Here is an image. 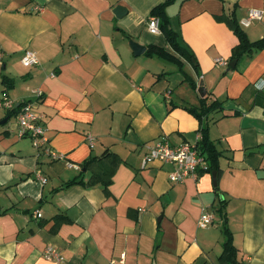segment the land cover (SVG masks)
<instances>
[{
	"label": "crops",
	"instance_id": "0c3cea01",
	"mask_svg": "<svg viewBox=\"0 0 264 264\" xmlns=\"http://www.w3.org/2000/svg\"><path fill=\"white\" fill-rule=\"evenodd\" d=\"M158 6L182 53L149 32ZM251 9L262 19L245 26ZM223 17L250 42L264 38V0H0V264H231L216 213L223 201L237 260L264 264V50L231 68L239 39ZM149 46L179 56L183 70ZM27 50L39 65L22 64ZM201 82L207 103H220L206 112ZM4 96L43 115L49 146L65 160L20 137ZM204 130L221 154L217 186L213 172L173 184L172 165L143 164L144 145L196 144ZM113 155L110 183L84 168ZM203 209L216 213L206 228ZM49 247L61 262L45 258Z\"/></svg>",
	"mask_w": 264,
	"mask_h": 264
},
{
	"label": "built area",
	"instance_id": "2783aa9c",
	"mask_svg": "<svg viewBox=\"0 0 264 264\" xmlns=\"http://www.w3.org/2000/svg\"><path fill=\"white\" fill-rule=\"evenodd\" d=\"M263 12L257 9H251L248 12L247 17L243 20V25L249 26L255 20L262 19ZM148 30L153 35H159L162 33L161 19L157 16H150L148 19ZM3 55L0 53V62ZM22 64L27 67H35L40 64L39 58L36 52L32 50L25 51L22 57ZM217 64L220 66H228L229 61L224 59H218ZM34 93L38 99L43 97L41 90H35ZM20 106V107H19ZM17 106L8 96L3 97V107L9 112H15L17 122L20 126V137H28L32 140V143L36 149L42 150L44 154L54 160H65L63 154H59L49 146V138L46 136L47 129L43 125V115L36 113L31 103H24ZM202 139L199 136L198 141ZM88 141L91 147L95 145V138L88 136ZM198 143V142H197ZM196 144L184 143L181 145L173 146L170 144L167 138L159 140L155 143H149L144 145L145 155L143 164L146 165L151 160H158L164 164H170L174 167V170L169 174V180L171 183H182L186 179L194 178L199 179L202 172L208 171V163ZM69 168L81 170L79 164L66 162ZM42 183H46V179L41 178ZM37 218L42 217L40 211L35 212ZM216 213L203 209L202 214L198 221L200 228H206L214 224ZM44 256L47 260L61 262L62 256L58 250L54 247H49L45 250Z\"/></svg>",
	"mask_w": 264,
	"mask_h": 264
},
{
	"label": "trees",
	"instance_id": "16d2710c",
	"mask_svg": "<svg viewBox=\"0 0 264 264\" xmlns=\"http://www.w3.org/2000/svg\"><path fill=\"white\" fill-rule=\"evenodd\" d=\"M162 9H163L162 6H158V7L154 8L151 15L157 16L161 19L162 32L167 37L168 41L173 44L175 37H174L173 31L170 30L168 28V26L166 25L165 20L161 18L162 17ZM221 19L228 23L229 27L233 30L234 34L239 39V44L237 46H235L233 49L231 62L235 61V60L237 61V60L244 58V57H247V56L250 57L254 53L264 50V38H262L261 40H259L257 42L252 43L248 40L247 36L244 33H242L240 31V29L234 25V23H232V20L230 18L223 17ZM174 46L177 49V51L182 53V50L179 48V46H177V44L174 43ZM147 53L150 56H158L161 59H163L164 61H167V62H170V63L176 65L177 67L180 68V70H183L184 62L182 61V59L179 56L167 51L163 47L149 46ZM190 83L192 84L194 89H197V84H195L191 80H190ZM202 102H203V108L205 109L204 112H206L207 110H212L213 108H215V106L220 104L217 101H214V102L208 104L207 103L208 102L207 96L202 98ZM15 112L16 111L11 112L12 115L15 114ZM207 133H208V130L202 131V133H201L202 139L197 143V146H198L200 153L203 156H205V158L207 160V163H208V171L207 172H216L217 178H219L221 171H222L218 167L219 158H220L221 154L217 151V149L213 145V143L208 140ZM118 164H119L118 163V157L113 155L110 159L107 157L99 159V160L90 159L85 164L84 168L91 169L94 177L102 178V180L105 183H110L114 173L116 172V170L118 168ZM225 207H226L225 202L223 201L221 203L220 207L218 208L217 212H216V213H218V215L220 217H222L224 219L223 230H224L225 235L227 236V240H226L225 245H224L223 258H225L228 262H229V260L232 261L231 264H242L236 258L237 249H236L235 245L233 244L232 234H231V232L227 226V219H226L227 215H226Z\"/></svg>",
	"mask_w": 264,
	"mask_h": 264
},
{
	"label": "water",
	"instance_id": "95a60500",
	"mask_svg": "<svg viewBox=\"0 0 264 264\" xmlns=\"http://www.w3.org/2000/svg\"><path fill=\"white\" fill-rule=\"evenodd\" d=\"M114 13L116 14V16L118 18H122L123 16H125L128 13V11L124 7L119 6V7H116ZM131 46H132V48H133V50L137 56L144 54L146 51V47L142 46L141 44H139L137 42H131ZM236 64H237L236 61L232 62L231 68H235ZM199 94L202 98H204L206 96V89L204 87L203 82H201ZM212 175H213L214 185L217 186V173L213 172Z\"/></svg>",
	"mask_w": 264,
	"mask_h": 264
}]
</instances>
